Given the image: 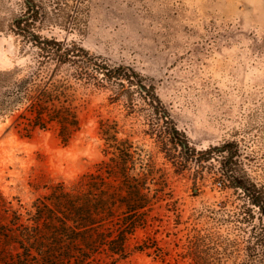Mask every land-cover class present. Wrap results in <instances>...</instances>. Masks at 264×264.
Here are the masks:
<instances>
[{
  "label": "rangeland",
  "instance_id": "obj_1",
  "mask_svg": "<svg viewBox=\"0 0 264 264\" xmlns=\"http://www.w3.org/2000/svg\"><path fill=\"white\" fill-rule=\"evenodd\" d=\"M0 57V94L52 78L79 121L64 146L0 115V196L24 219L97 172L108 124L171 196L125 259L90 264H264V0H0Z\"/></svg>",
  "mask_w": 264,
  "mask_h": 264
},
{
  "label": "trees",
  "instance_id": "obj_2",
  "mask_svg": "<svg viewBox=\"0 0 264 264\" xmlns=\"http://www.w3.org/2000/svg\"><path fill=\"white\" fill-rule=\"evenodd\" d=\"M5 75L0 72V76ZM33 81V77L21 80L0 94V115L9 113L15 126L29 116L27 122L32 129L46 130L55 124L60 143L67 145L79 130V121L68 106L63 84H55L51 78L40 87ZM101 129L108 158L98 165L97 172L77 181L73 189L64 185L54 188L44 202L36 200L31 211L25 210V219L0 196V264H90L101 251L110 259H125L127 236L145 223L144 209L167 200L171 194L163 180H155L158 170L154 167L145 174L143 167L136 170L132 166L127 140H118L108 124H102ZM224 175L247 193L229 170ZM252 204L262 209L259 200L252 198Z\"/></svg>",
  "mask_w": 264,
  "mask_h": 264
},
{
  "label": "bare ground",
  "instance_id": "obj_3",
  "mask_svg": "<svg viewBox=\"0 0 264 264\" xmlns=\"http://www.w3.org/2000/svg\"><path fill=\"white\" fill-rule=\"evenodd\" d=\"M0 61H1V57H0Z\"/></svg>",
  "mask_w": 264,
  "mask_h": 264
}]
</instances>
